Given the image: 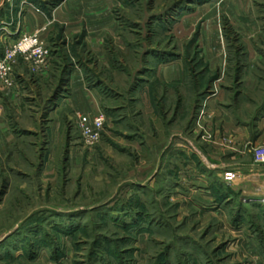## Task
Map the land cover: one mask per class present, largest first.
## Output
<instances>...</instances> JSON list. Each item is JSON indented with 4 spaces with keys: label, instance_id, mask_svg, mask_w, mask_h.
Segmentation results:
<instances>
[{
    "label": "rangeland",
    "instance_id": "374dc122",
    "mask_svg": "<svg viewBox=\"0 0 264 264\" xmlns=\"http://www.w3.org/2000/svg\"><path fill=\"white\" fill-rule=\"evenodd\" d=\"M253 1L258 27L247 33L227 18V4L219 0H0V64L8 66L10 80L6 86L0 79V93L38 110L40 122L76 71L87 88L101 85L115 108L102 112V137L91 148L75 129V111L66 117V147L49 146L38 128L20 129L24 152L32 150H25L28 144L40 151L48 146L53 161L43 177L40 166L24 158L9 164L0 154V264H264V197L238 189L228 199L226 190L241 186L244 175L207 169L212 129H206L205 107H195L182 130L187 141L175 149L166 146L168 136L149 148L128 123L129 93L145 82L144 64L180 59L185 80L201 82L203 60L213 58L208 86L216 85L223 105L231 106L228 117L250 133L264 118V0ZM33 15L43 20L39 31L28 29ZM34 34L48 52L38 72L29 51L16 52L23 36ZM207 44L215 48L212 57ZM20 70L29 84L40 82L39 91L22 85ZM239 79L244 83L237 85ZM203 85L199 94L206 92ZM244 94L250 112L237 114L231 108ZM258 105L262 111L254 115ZM149 133L157 136L153 125ZM242 141L246 153L264 136L257 144ZM226 172L237 179L226 182ZM254 184L264 193L263 183Z\"/></svg>",
    "mask_w": 264,
    "mask_h": 264
},
{
    "label": "crops",
    "instance_id": "0c3cea01",
    "mask_svg": "<svg viewBox=\"0 0 264 264\" xmlns=\"http://www.w3.org/2000/svg\"><path fill=\"white\" fill-rule=\"evenodd\" d=\"M219 1H223L227 4V18L232 23L234 22L236 27L241 29V32L247 31V33H251L258 27L257 16L253 8V0ZM33 18L34 20L30 17L32 22L30 20L31 24L28 28L29 30L39 29L40 25L43 24V20L40 16L33 15ZM232 19L234 21H232ZM211 34H216V30L213 29V33ZM210 46L207 44L204 51L206 53L209 52V56L212 57V49L215 50V48L212 47V49H209L211 48ZM214 61L213 58H205L203 60L202 66H207V73L202 77L201 82H198V80L193 77L189 78L190 81L185 80L186 76L180 59L168 60L164 63H158L157 65L154 64L155 67L153 65L154 62L151 63V61H148L142 68L145 70V75L148 72H151V74L149 73L150 75L147 74L146 76H142L144 74H141L140 77L145 78V82H143V85L140 87H133L129 93L131 96L128 100V107L132 109L133 114L131 121H128V123L135 128V132H137L138 135L142 134V138L145 139V144L149 148L157 147L161 144L163 145L168 136V145L166 144V146H172L175 149V147L183 146L187 141V138H184L182 135V130L191 124L195 107L204 106V112H206L207 115L205 120L206 129H212L211 142L208 141V145L211 149L209 153H207L209 160L207 169L218 171V173L221 170L238 171L244 175L246 181L241 183V186H238L239 188H230L233 194H236V190L239 189L242 190V195L262 198L264 197V193H257L256 189L252 188L251 185H255L254 183L264 184V172L262 171L264 164H253L250 151L244 152L246 146H244L245 143L242 139H249L250 142L254 144L259 143L264 136V118L258 121L257 124L252 125L249 133L247 132L249 130L246 126L241 127L238 121L235 122V124L232 119L228 117L231 106H228V108L224 106L223 100H221L223 98L222 93L214 91L213 88L216 85L208 86L209 84L207 83L208 77H212L207 75L208 71L210 72L208 67H215ZM153 67L154 70L152 69ZM25 74L26 72L23 70H20L18 73V75L21 76L20 81H23L22 85H24L29 92L35 91L34 93H36V90L39 91L40 82L29 84L27 80L23 78ZM68 76L64 91L57 94L55 100L46 107V110H44L42 114L44 116L43 120H40L41 123L36 119L37 113L33 112H37L38 110L32 109L31 111L30 107L24 105L18 107L15 104L12 93H0V154H3L4 159H6L9 164L16 162V159L18 162H22L24 158L25 162L31 164L30 166L36 165L37 169L40 166L39 173H41L43 177L48 166L53 161V158L51 159L50 157V151H47L48 146L45 145V147L42 148V152L45 149V152L42 153L39 150L40 146L37 145V143H32L25 147V150H32L30 152H24L21 148L24 140L21 136L20 129L24 132H31L38 128L40 130L39 138L45 137L43 139L47 140L45 143L49 144V146L64 145L65 143L62 138L63 131L66 130L65 121L66 117L68 119L71 111L95 117L102 114V112L115 109L106 102L107 100H111L110 97L107 95L105 96L99 91L102 87L101 85L97 88L89 89L86 87L84 78L80 73L78 74V72L72 71ZM46 79L47 78H43L41 82L43 83ZM203 83H207V85H203ZM236 83L239 85L243 84L244 81L239 79ZM213 84H215V82ZM200 85L205 86V88L208 86L206 92L200 93L202 94L201 96H199L200 94L198 91ZM185 89L187 90L185 91ZM34 93L31 95L29 94L31 99H36V94ZM203 95L205 100L204 97H202ZM199 97L203 99H198ZM245 100V94L241 97L239 96L237 102L233 104V108L231 109L235 110L237 114L241 112L242 114L249 113L250 111L246 110ZM233 101H235V99H233ZM260 107V105L256 108L254 107V115L261 113L262 110ZM239 109L242 110L240 111ZM23 113H26L29 117L22 116ZM110 118L111 117H108V119ZM30 119L32 123L28 124L27 122ZM11 122H14V124H11ZM196 122L198 123L197 119ZM139 123H141V127ZM150 124L156 128L157 136H153L149 133L151 128ZM145 127L147 128L145 129ZM145 130H147L148 133H145ZM256 132L258 134H255ZM66 145L67 144L64 146L66 147ZM27 155H32L34 158L31 159ZM231 197L232 195H228V199Z\"/></svg>",
    "mask_w": 264,
    "mask_h": 264
},
{
    "label": "built area",
    "instance_id": "2783aa9c",
    "mask_svg": "<svg viewBox=\"0 0 264 264\" xmlns=\"http://www.w3.org/2000/svg\"><path fill=\"white\" fill-rule=\"evenodd\" d=\"M30 52V60L35 72L41 71L48 58V52L39 41L37 34L32 36H23L20 40L17 51L20 53ZM2 62L0 64V79L3 84L10 86L8 78L9 68ZM105 116L99 114L95 117L75 112L74 125L75 129L83 143L84 148L95 146L101 139L105 125ZM252 160L255 164H264V143L262 145L253 146L250 151ZM237 179L236 173L226 172L224 180L228 183H233Z\"/></svg>",
    "mask_w": 264,
    "mask_h": 264
},
{
    "label": "trees",
    "instance_id": "16d2710c",
    "mask_svg": "<svg viewBox=\"0 0 264 264\" xmlns=\"http://www.w3.org/2000/svg\"><path fill=\"white\" fill-rule=\"evenodd\" d=\"M227 191V196L228 195H232V197L235 195V194H233V192L230 190V189H228V190H226Z\"/></svg>",
    "mask_w": 264,
    "mask_h": 264
}]
</instances>
